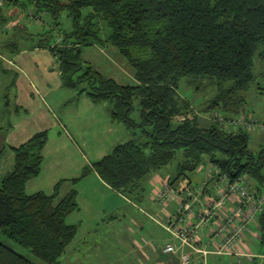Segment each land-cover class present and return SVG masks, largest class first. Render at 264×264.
I'll return each instance as SVG.
<instances>
[{
    "label": "trees",
    "instance_id": "obj_1",
    "mask_svg": "<svg viewBox=\"0 0 264 264\" xmlns=\"http://www.w3.org/2000/svg\"><path fill=\"white\" fill-rule=\"evenodd\" d=\"M26 3L49 13L55 26L65 12L69 29L58 41L37 42L54 57L61 84L79 87L92 102L107 101L110 120L141 130V142L117 143L93 163L105 184L138 201L139 181L179 152L170 184L189 177L205 159L229 179L245 175L264 195V143L252 152L244 129L213 119L200 125L196 114L186 115L190 105L177 90L182 77L205 80L215 92L200 111L239 114L253 56L264 57V0H0V11ZM92 44L111 46L131 68L134 84L117 83L83 60L81 48ZM9 46V53L16 52L14 43ZM134 100L137 120L130 118ZM45 141L41 130L9 147L12 165L0 178V234L41 262L60 264L76 233V225L64 221L77 208L76 191L56 202L59 183L49 194L24 192L25 182L40 171ZM256 216L262 232L264 203ZM0 264L36 263L0 241Z\"/></svg>",
    "mask_w": 264,
    "mask_h": 264
},
{
    "label": "rangeland",
    "instance_id": "obj_2",
    "mask_svg": "<svg viewBox=\"0 0 264 264\" xmlns=\"http://www.w3.org/2000/svg\"><path fill=\"white\" fill-rule=\"evenodd\" d=\"M52 22L49 13H36L34 7L28 3L23 8L16 5L1 8L0 147L3 146V150L0 152V176L9 170L8 164L12 163V152L5 146L11 129L13 133L18 128L29 129L31 130L30 135L39 130H46V141L41 150L40 171L37 176L29 179L24 190L26 194L36 191L49 194L54 191V185L59 183L58 194L54 202L70 189L78 192L77 208L69 212L64 221L79 224L80 236L74 237L65 247L59 257L60 264H122V253L125 249L118 244L117 236L122 238L125 225H131L128 222L130 219L136 220L140 225L137 228L132 227L135 225L131 226L139 233L135 235L136 238L154 237L152 241L159 246H162L166 239V233L151 222L144 212L158 219L157 213L161 212L163 206H154L148 202V189L156 175L157 180L159 177L166 179L174 175V164L180 153L177 152L175 158L168 164L140 180L143 199L140 201L130 199L134 201V204L116 197L107 184V188L100 186L90 173L93 163L109 153L113 145L127 140L141 142L143 136L139 127H126L120 121L110 120L107 101L92 102L84 91L78 93L79 87H66L61 84L59 76L49 74L51 63L56 68L55 59L47 46H37V42L42 41L50 46L58 41L57 35L60 32L69 29L64 11L59 13L56 26ZM12 43L15 44L16 51L22 49L29 51L28 55L31 58L29 65L24 64L22 67L18 61H15V66L12 64L11 53L7 49ZM33 49L40 51L32 52ZM24 56L21 55L20 58ZM80 57L102 75L113 78L117 83L134 84L131 68L111 46L96 44L84 46L81 48ZM8 59L10 62H7ZM45 61L48 64L49 74L45 78L48 94L42 93L43 101H39L31 110L30 105L27 113L24 110L19 111L13 122L15 125L8 130L7 126L9 122H12L10 115H12L13 103L23 105L18 94L14 100L15 91L17 92L19 87L23 86L18 68L24 74L35 72L42 75ZM252 75L253 78L248 87L242 92L244 102L239 115H249L256 122L264 124V57L260 59L256 54L253 56ZM191 78L182 77L177 89L179 95L190 105L186 115L191 117L192 114H196L201 125L213 119L222 127L233 130L235 126H227L233 116L219 111H200L205 101L214 95L215 88L208 85L205 80H191ZM56 80L58 87L54 88ZM135 103L136 100L133 101L134 107L130 112V118L137 120ZM45 108H48L49 112L45 111ZM39 113L42 119L40 125H36ZM216 113L221 116L222 122L216 120ZM174 119L178 120L180 117L175 116ZM43 120L45 122H42ZM247 134V148L256 152L264 143V127L261 128L260 125V127L247 131ZM187 174L193 179L190 182L191 186L198 183L197 175L192 172ZM106 207L110 208L114 220L108 221L106 218L103 222L96 221L102 216L101 210L105 208L106 211ZM107 216L108 213L105 217ZM0 241L36 264H45L1 234Z\"/></svg>",
    "mask_w": 264,
    "mask_h": 264
},
{
    "label": "built area",
    "instance_id": "obj_3",
    "mask_svg": "<svg viewBox=\"0 0 264 264\" xmlns=\"http://www.w3.org/2000/svg\"><path fill=\"white\" fill-rule=\"evenodd\" d=\"M215 116L218 122L223 121L218 113ZM227 124L246 132L260 125L264 127V124L256 122L249 115L239 114L233 116ZM206 174L210 185L185 184L180 188L171 186L166 180L151 194L152 200L161 205L172 198L176 201L175 211L159 225L169 237L160 251L175 256L178 264H193L192 253L205 254L197 235L200 224L208 226L210 219L218 220L217 224L211 222L210 238L211 241L218 239L219 243L214 244L216 253H228L247 229L248 223L262 211L264 195L249 183L245 175L229 179L212 164L206 168Z\"/></svg>",
    "mask_w": 264,
    "mask_h": 264
},
{
    "label": "crops",
    "instance_id": "obj_4",
    "mask_svg": "<svg viewBox=\"0 0 264 264\" xmlns=\"http://www.w3.org/2000/svg\"><path fill=\"white\" fill-rule=\"evenodd\" d=\"M39 51L40 50H37V49L32 50V52H39ZM28 54H29V51H26L24 49L18 50L14 52V54H10L13 60L12 64L15 66L16 65L15 61H18V63H20L22 67L24 64L29 65L31 58ZM21 55H25V56L20 58ZM7 62H10V60L8 59ZM50 66H51V72H49V74L59 76L57 64H56V68H54L52 63ZM47 68H48V64L46 63V61L43 66L42 75L37 74L35 72H31L30 74H24V72H22V70L18 68L17 71L20 73L19 75H20V78L22 79L23 86L19 87V90H17V92L15 91L14 100H15L16 95L18 94L19 98L21 99V103L23 105L21 104L17 105L13 103L12 115H10V119L12 120V122H9L7 126L8 130L11 127L13 128V126L15 125L13 122L15 121V117L18 115L19 111L24 110V112L27 113L28 112L27 108L30 105H31L30 106V110H31L35 108V104L39 103V101L41 102L43 101L42 95H41L42 93L48 94L49 91L47 90V87H46L47 82H45L46 81L45 78L49 76L47 72ZM56 87H58L57 80L54 82V88ZM34 97H36V99H34ZM44 110L49 112L48 108L47 109L45 108ZM41 119H42V115L39 113V117L37 120L38 123H36V125H40ZM42 122H45V120H43ZM12 130L13 129H11V133H9L10 135H7L9 137L8 142L5 143V146L7 148H9L10 146H17L18 144L22 143L29 137L31 133L30 132L31 130L29 129L26 130L24 128H18L14 133ZM2 150H3V146H2ZM11 165L12 163L8 164L9 170L11 168ZM209 165L210 164L207 163V161L204 159V162L198 164L196 168L194 169V171L192 172L195 175H197L196 181H198V183H204L206 185H210V179L206 178V175H207L206 168ZM9 170H6L5 173L8 172ZM90 173L92 174V176H94L97 182H99L101 187L107 188L106 184L99 178V176L96 174L93 168H91ZM4 174H1V176H3ZM97 178L100 179V181H98ZM167 179L168 178L162 179L161 177H159V179L157 180V175H156L155 179L153 178L152 180L153 182L148 189V194H147L148 202L154 206L155 205H159L161 207L163 206L161 209V212L157 213L158 219L144 212V215H147L151 219L150 221L153 222L160 229L162 228L160 227L159 223L165 222L167 219V216L172 214L175 211L176 201L174 198H172L174 201L170 199L169 201L161 205L157 201L152 200L151 194L154 189L159 187L160 184L163 181H166ZM28 181L29 179L25 182L24 188ZM192 181L193 179L191 176L185 177V178L183 177L171 183V186L180 187V188L185 186V184H188L190 186L191 185L190 182ZM248 181L249 183H251L249 179ZM139 184L142 187V183H140V181H139ZM109 190H111V192L115 194L116 197L125 199L134 204V201L130 200V198L123 196L120 192L112 188L111 189L109 188ZM140 194H141V197L138 201L143 199V191H141ZM76 199H78L77 191H76ZM78 203H80L79 200H78ZM104 209L105 208L101 210L102 216L100 217L99 220L96 219V221L103 222L106 220V218H108V221H113L114 216L111 214L110 208L106 207V211ZM107 213H108V216L105 217ZM256 218L257 216L254 217L252 222L248 223L247 229L243 231L237 243L233 246V248L230 251H228V253H216L214 244L219 243L217 242L218 239L215 238L211 241V238H210L209 231L212 226L211 222L213 224H217L218 220L214 218L210 219L211 222L208 226H204L200 224L197 227L198 240H199L200 247L204 249L206 252L204 255H201L199 253H192L191 257L193 259V264H203V262L204 264H209V263L210 264H264V230L262 232L260 231ZM80 222H82V220ZM128 222L131 225H125V233L122 234V238H120V236H117V239L119 242L118 244L121 245L122 248L125 249V252L122 253V264H178V261L175 256L166 255V254L161 253L160 251L161 245L159 246L155 242L152 241L154 240V237L152 238L149 236L148 237L141 236L140 238H136L135 235H139V233L138 231L133 230L132 227L137 228V226L140 227V225L134 219H130ZM77 225H76V233L74 235V237L76 238H77V235L80 236V233L78 232L80 225L78 227ZM132 225H135V226H132ZM168 239L169 237L166 234V239L163 241V243Z\"/></svg>",
    "mask_w": 264,
    "mask_h": 264
}]
</instances>
